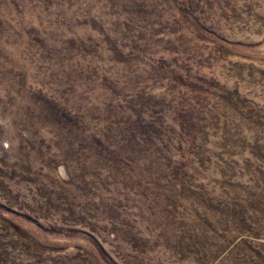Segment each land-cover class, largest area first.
I'll use <instances>...</instances> for the list:
<instances>
[{
	"label": "rangeland",
	"instance_id": "374dc122",
	"mask_svg": "<svg viewBox=\"0 0 264 264\" xmlns=\"http://www.w3.org/2000/svg\"><path fill=\"white\" fill-rule=\"evenodd\" d=\"M0 264H264V0H0Z\"/></svg>",
	"mask_w": 264,
	"mask_h": 264
}]
</instances>
